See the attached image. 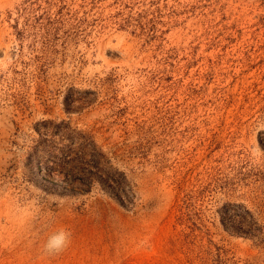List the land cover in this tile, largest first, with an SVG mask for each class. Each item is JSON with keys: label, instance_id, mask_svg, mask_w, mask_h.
Wrapping results in <instances>:
<instances>
[{"label": "rangeland", "instance_id": "rangeland-1", "mask_svg": "<svg viewBox=\"0 0 264 264\" xmlns=\"http://www.w3.org/2000/svg\"><path fill=\"white\" fill-rule=\"evenodd\" d=\"M0 264H264V0H0Z\"/></svg>", "mask_w": 264, "mask_h": 264}, {"label": "clouds", "instance_id": "clouds-1", "mask_svg": "<svg viewBox=\"0 0 264 264\" xmlns=\"http://www.w3.org/2000/svg\"><path fill=\"white\" fill-rule=\"evenodd\" d=\"M71 232L61 228L50 235L43 246V250L48 255H58L62 253L71 243Z\"/></svg>", "mask_w": 264, "mask_h": 264}]
</instances>
